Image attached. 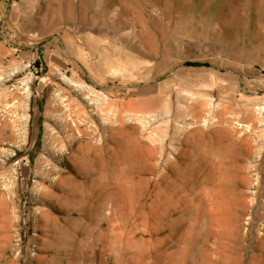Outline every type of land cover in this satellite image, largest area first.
<instances>
[{"label":"rangeland","instance_id":"374dc122","mask_svg":"<svg viewBox=\"0 0 264 264\" xmlns=\"http://www.w3.org/2000/svg\"><path fill=\"white\" fill-rule=\"evenodd\" d=\"M0 264H264V0H0Z\"/></svg>","mask_w":264,"mask_h":264},{"label":"bare ground","instance_id":"6f19581e","mask_svg":"<svg viewBox=\"0 0 264 264\" xmlns=\"http://www.w3.org/2000/svg\"><path fill=\"white\" fill-rule=\"evenodd\" d=\"M5 90V89H4ZM3 90V91H4ZM2 91V92H3ZM84 91V90H83ZM2 94H7L6 92L5 93H1V95ZM56 97H57V95H56ZM58 98V97H57ZM86 101L88 100L89 101V98H84ZM56 100V99H55ZM58 100V99H57ZM56 100V101H57ZM55 101V102H56ZM71 102V101H70ZM94 102L92 101V104H93ZM68 104V103H67ZM60 105V104H59ZM73 104L72 103H70V105H67V108H66V110L61 114V116L63 117L66 113H68V115H70V120L72 119V118H80V116H83V114H82V112H81V108H77V109H71V106H72ZM58 107V106H57ZM69 107V108H68ZM12 110V109H11ZM2 115V114H1ZM10 115H12V114H10ZM61 116H59V117H61ZM101 117V116H100ZM15 118V117H14ZM87 118V117H86ZM3 119V118H2ZM86 120V119H85ZM88 120V119H87ZM61 121V120H60ZM74 121V120H73ZM3 123H1V126L4 124V125H6V123H5V121H2ZM9 124V123H8ZM60 124H61V122H60ZM62 125H64V127L65 126H67V122L66 121H64V122H62ZM8 126V125H7ZM4 129V128H3ZM9 129V128H8ZM3 131V130H2Z\"/></svg>","mask_w":264,"mask_h":264}]
</instances>
